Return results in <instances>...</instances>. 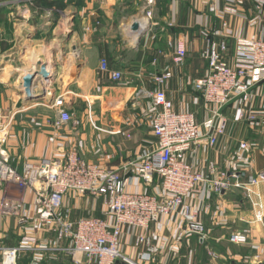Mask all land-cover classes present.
<instances>
[{
    "label": "crops",
    "instance_id": "1",
    "mask_svg": "<svg viewBox=\"0 0 264 264\" xmlns=\"http://www.w3.org/2000/svg\"><path fill=\"white\" fill-rule=\"evenodd\" d=\"M45 1L57 4L46 7ZM136 21L145 31L142 36L132 31ZM254 40L264 41V0L216 5L160 0L152 17L144 0H0V133H6L12 167L22 173L29 161H64L76 152L109 170L124 169L157 147L153 93L164 90L176 112L193 113L204 125L210 115L194 84L208 73L209 43H225L226 50L219 52L233 65L239 43ZM180 47L186 57L176 63ZM39 64L51 78L36 76L34 94L45 96L28 100L23 78L39 70ZM117 73L119 79L113 76ZM166 73L171 77L159 84L156 79ZM251 77L246 79L249 101L238 99L224 108L229 123L217 145L204 141L188 152L186 162L194 171L208 174L215 169L244 178L264 170V116L255 123L237 119L239 111L264 113V82L255 85ZM62 109L74 115L76 124L57 125ZM241 144L247 145L246 151ZM161 183L158 177L153 185L136 179L131 191L161 195ZM260 191L264 203V186ZM15 194L23 196L24 214L35 192ZM187 204L206 228L204 241L185 233L182 216L163 217L148 230L125 227L121 252L134 264H264V222H256L244 191L204 192L188 197ZM61 214L71 221L102 218L104 200L71 192ZM2 218L6 222L0 225V247H20L26 235L38 240L24 245L17 264H98L71 255L69 242L57 241L40 227L23 231L17 217ZM237 232L248 241L231 243L230 235ZM139 235L146 242L136 247ZM149 247L155 254L147 252Z\"/></svg>",
    "mask_w": 264,
    "mask_h": 264
},
{
    "label": "built area",
    "instance_id": "2",
    "mask_svg": "<svg viewBox=\"0 0 264 264\" xmlns=\"http://www.w3.org/2000/svg\"><path fill=\"white\" fill-rule=\"evenodd\" d=\"M144 1L147 16L152 17V8L160 0ZM206 1L216 5L229 0ZM219 48L226 50V44L209 43L206 53L208 73L194 84L205 102L210 115L208 120L201 125L193 113L176 112L166 92L156 91L151 97L155 107L152 128L157 147L124 169L109 170L86 161L77 153H70L64 161L57 158L29 161L21 173L11 165L5 148L6 137L0 138V216L17 217L18 224L24 228L40 227L52 233L57 241L69 242L71 255L83 256L90 262L96 260L98 264H114L117 259L132 263L120 250L123 229L148 230L163 217L182 216L185 233L204 241L206 228L199 220V213L187 204L191 195L198 196L204 192L222 195L239 189L244 191L255 209L256 222L263 223L264 203L260 189L264 186V170L241 178L226 171L216 172L215 169L208 174L196 172L186 162V156L193 147L204 141L214 147L218 139L225 135L229 120L223 110L238 99L249 101L251 86L246 82L249 74L253 76L251 79L255 85L264 82V41L240 42L233 65L223 61ZM185 57L186 51L180 47L175 62L182 63ZM106 66L103 63V69ZM113 76L119 79L121 75L117 73ZM170 77L171 74L166 73L156 81L162 85ZM262 116V112L244 110L238 112L237 119L255 123ZM71 122H74V115L62 109L57 125ZM241 148L246 150L247 145L242 144ZM157 177L162 182L161 195L131 191L136 179L153 185ZM28 189L34 190L35 199L23 214V196L15 193H24ZM69 192L103 198L104 217L78 221L64 217L61 211L64 197ZM229 241L244 244L248 239L245 234L237 232L230 235ZM37 242L36 237L26 235L18 248L0 247L2 264H17L20 252L26 250L24 245ZM145 242V236L136 237V247ZM147 252L155 254L154 247H149ZM213 257L216 256L213 254Z\"/></svg>",
    "mask_w": 264,
    "mask_h": 264
},
{
    "label": "water",
    "instance_id": "3",
    "mask_svg": "<svg viewBox=\"0 0 264 264\" xmlns=\"http://www.w3.org/2000/svg\"><path fill=\"white\" fill-rule=\"evenodd\" d=\"M132 31L135 33H138L141 36L145 34V31L141 30L140 24L137 21L132 25ZM39 66H40L39 70H36L33 73H30L23 78V89H24L25 96L28 100L38 99L41 96L43 97L44 95V93H42V95L34 94L33 81L36 76L39 75L46 81L51 78L49 72L47 71V67L45 65H40V64ZM114 264H133V263L128 262L124 259H117Z\"/></svg>",
    "mask_w": 264,
    "mask_h": 264
},
{
    "label": "rangeland",
    "instance_id": "4",
    "mask_svg": "<svg viewBox=\"0 0 264 264\" xmlns=\"http://www.w3.org/2000/svg\"><path fill=\"white\" fill-rule=\"evenodd\" d=\"M247 122V121H246ZM3 137H6V133L5 132H3V133H0V138H3ZM242 145V144H241ZM240 148H241V146H240ZM242 149V148H241ZM245 150V149H244ZM246 151V150H245ZM1 193H0V201H1ZM5 218H2V217H0V225H2V223L3 224H5V222H6V219L4 220ZM19 226V228L20 229H22L23 231H24V227L23 226H20V225H18ZM4 235V234H3ZM3 235H1V236H3ZM22 236L23 235H20V238H22Z\"/></svg>",
    "mask_w": 264,
    "mask_h": 264
},
{
    "label": "trees",
    "instance_id": "5",
    "mask_svg": "<svg viewBox=\"0 0 264 264\" xmlns=\"http://www.w3.org/2000/svg\"><path fill=\"white\" fill-rule=\"evenodd\" d=\"M42 4H44V5H46V7H53L55 4H57V3H55V2H48V1H45V2H43ZM60 9H63L64 8V6L63 5H61V4H58L57 5Z\"/></svg>",
    "mask_w": 264,
    "mask_h": 264
},
{
    "label": "bare ground",
    "instance_id": "6",
    "mask_svg": "<svg viewBox=\"0 0 264 264\" xmlns=\"http://www.w3.org/2000/svg\"><path fill=\"white\" fill-rule=\"evenodd\" d=\"M71 153H76V152H71ZM69 154H70V153H69ZM69 154H68V155H69ZM69 193H71V192H69ZM69 193H67V194H69ZM67 194H66V195H67ZM66 195H65V197H66ZM65 197H64V199H65ZM15 248H18V247H15ZM123 255H124V254H123ZM124 256H125V255H124Z\"/></svg>",
    "mask_w": 264,
    "mask_h": 264
}]
</instances>
